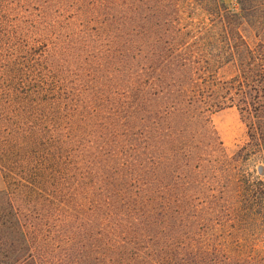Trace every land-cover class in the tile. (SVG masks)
<instances>
[{
    "label": "rangeland",
    "instance_id": "374dc122",
    "mask_svg": "<svg viewBox=\"0 0 264 264\" xmlns=\"http://www.w3.org/2000/svg\"><path fill=\"white\" fill-rule=\"evenodd\" d=\"M119 256L264 264V0H0V257Z\"/></svg>",
    "mask_w": 264,
    "mask_h": 264
},
{
    "label": "trees",
    "instance_id": "16d2710c",
    "mask_svg": "<svg viewBox=\"0 0 264 264\" xmlns=\"http://www.w3.org/2000/svg\"><path fill=\"white\" fill-rule=\"evenodd\" d=\"M259 60H261V59H259ZM259 67V66H258ZM242 101V103H244V101L243 100H241ZM204 102H207V101H204ZM259 129V127L258 128H255V125L253 124V123H251L250 125H249V130H251L252 131V134H253V137L254 138H256V135H255V132L257 131ZM261 134H259L258 135V137L257 138H259V136H260ZM130 258L128 257V258H123V256H119V259H117L116 261H117V264H131V262H130ZM14 262H16L15 261V259H12V261H3V258L2 257H0V264H15ZM23 264H25V263H23ZM34 264V263H33Z\"/></svg>",
    "mask_w": 264,
    "mask_h": 264
}]
</instances>
